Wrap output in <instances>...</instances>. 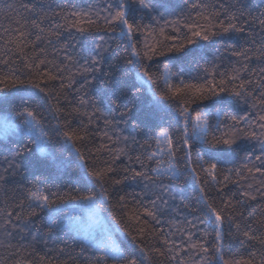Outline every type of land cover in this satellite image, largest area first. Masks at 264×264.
Listing matches in <instances>:
<instances>
[{"label":"snow or ice","instance_id":"6c2138e0","mask_svg":"<svg viewBox=\"0 0 264 264\" xmlns=\"http://www.w3.org/2000/svg\"><path fill=\"white\" fill-rule=\"evenodd\" d=\"M6 9L0 106L19 97L20 110L0 134L32 147L18 145L0 166V264H264V11L245 0ZM210 46L223 51L208 60ZM192 64L203 75L186 80ZM53 144L74 151L72 183L87 194L57 183L75 161ZM188 186L196 195L185 203ZM105 204L111 226L99 231L62 215L83 207L103 225ZM64 229L80 234L79 251L65 241L37 252L48 244L41 233ZM232 240L245 255L230 252Z\"/></svg>","mask_w":264,"mask_h":264},{"label":"trees","instance_id":"16d2710c","mask_svg":"<svg viewBox=\"0 0 264 264\" xmlns=\"http://www.w3.org/2000/svg\"><path fill=\"white\" fill-rule=\"evenodd\" d=\"M21 0H0V9H6V6L8 4H18L20 3ZM24 2H26V0H24ZM49 2L52 3H63L64 0H49ZM72 3H76L78 6L80 7H87V5L91 2H93V0H71ZM245 2L249 5V7L251 8L253 14H258L259 11H264V0H245ZM179 11V9L177 10ZM0 24H3L5 27L8 26L9 21L7 19H5V17L3 16V14H0ZM219 47V46H210L208 51H207V56L206 59L211 60L213 54L219 56L223 49L220 48V51H215V48ZM87 48L84 49V54L87 55ZM109 63H112L111 60H109ZM201 64L204 63V61L200 62ZM105 70H108V65H105ZM173 71H178V69L173 68ZM185 71L189 74L188 76H185V79H189V76L191 77H195V76H202L203 72L202 71H197L196 65L192 64L190 67H185ZM118 75V73H117ZM98 87H100V85H97ZM93 94H95V92H93ZM2 95V94H0ZM147 99H151V93H146L145 94ZM141 99L146 103L147 100L145 99V97H141ZM203 106V105H202ZM195 107V106H193ZM19 109V97H15L11 103L0 106V115H14L15 111H18ZM206 110L208 111H212L211 108H207ZM212 123H215V121L213 120ZM27 143L29 145V147H32L31 142L28 140V138L26 136H21V135H13L11 133H9L7 136L0 134V166H6L5 164V157H10V153L12 151L15 150V148L20 145V144H24ZM49 150H55L60 156H62L66 161L71 162V161H75L74 164L69 163V167L65 168L62 170V172L60 173V179H57V183L58 184H64L65 187L68 188L69 191L72 192V195L75 196L78 194H87V190L83 187V185L77 183V184H73L72 181L75 180L76 178V168L77 165L79 164V161L76 160L75 157V153L73 151L72 156H68V152L72 151V149L70 148V146H66L65 150L63 152L60 151V148L58 145L53 144L51 145ZM29 159H33L37 156H39V152L34 150V152L32 154H26ZM37 175H39V172H36ZM24 176L27 179H32V176L28 173L25 172ZM17 179H19V177H17ZM11 186V185H10ZM75 188L78 190L77 191H72V189ZM139 191V188H127L126 191L131 192V191ZM181 195L184 198L185 203H188L192 200V198L196 195V192L194 191V187L193 186H188L186 187L183 192L181 193ZM113 199L115 200V194L113 195ZM175 204L179 205V197L177 198V201L174 202ZM0 206H2V204H0ZM103 214L106 216V218L108 220H110V213L108 210V206L107 204L104 205V207L101 209ZM68 209L65 208L62 212V215L67 214ZM181 211H185L184 209H181ZM43 216V214H41ZM36 223H40L39 220L36 221ZM33 234H35V232L33 231ZM41 236H43V239L48 241L47 247H45V245L43 243H37L35 245L37 252H39L40 255H44L47 252L48 248H52L54 246H59V247H65V244L62 242H67V248L66 251L67 252H71L72 254H75L73 252V249L75 251H79V240H80V235L78 233H76L74 230L71 229H64L62 231H56L52 234H46V233H41ZM19 238L17 237L16 239H14L12 241V243H16L17 240ZM40 239V236H38V240ZM230 252L235 253L237 256L240 255H245V251L243 248L240 247L239 243L236 240H232L231 241V245H230ZM6 255V253L4 252L3 249H0V257ZM89 255H91V252L89 253ZM62 259H66L67 256H63L61 257ZM81 264H83V261L81 260Z\"/></svg>","mask_w":264,"mask_h":264},{"label":"rangeland","instance_id":"374dc122","mask_svg":"<svg viewBox=\"0 0 264 264\" xmlns=\"http://www.w3.org/2000/svg\"><path fill=\"white\" fill-rule=\"evenodd\" d=\"M5 117H9V116L8 115H0V124H2ZM66 216H71L73 218L75 224L80 229L99 231V230H101L102 227H110L111 226L108 223L109 220L103 214L101 209L98 210V216H99L100 220L104 221L103 225H101L100 223H98L96 221V217L93 214H91L87 208H83V207H77L72 212H70L68 209ZM75 232L78 233L77 231H75Z\"/></svg>","mask_w":264,"mask_h":264}]
</instances>
